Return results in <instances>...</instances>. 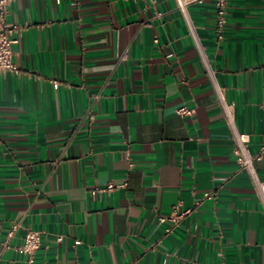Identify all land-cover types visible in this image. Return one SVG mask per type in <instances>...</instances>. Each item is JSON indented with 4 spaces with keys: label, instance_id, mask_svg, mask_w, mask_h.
<instances>
[{
    "label": "crops",
    "instance_id": "obj_1",
    "mask_svg": "<svg viewBox=\"0 0 264 264\" xmlns=\"http://www.w3.org/2000/svg\"><path fill=\"white\" fill-rule=\"evenodd\" d=\"M184 1L11 0L0 264H264V208L214 88L258 151L264 0H228L222 15L215 0ZM256 165L264 179V157ZM196 202L167 232L159 218ZM29 228L41 233L31 255Z\"/></svg>",
    "mask_w": 264,
    "mask_h": 264
},
{
    "label": "built area",
    "instance_id": "obj_2",
    "mask_svg": "<svg viewBox=\"0 0 264 264\" xmlns=\"http://www.w3.org/2000/svg\"><path fill=\"white\" fill-rule=\"evenodd\" d=\"M216 5L219 9L220 15L224 13V8L227 4L228 0H215ZM11 0H0V75L4 74L9 71L15 70V65L13 62V55L15 52V47L19 43L18 33L20 32V26L15 23L7 22L6 15L8 11V6ZM180 6L182 10H185L186 2L184 0H179ZM219 31H218V38H222V26L223 20L220 18L219 22ZM190 29L192 34L194 35L197 43V47L200 50L202 58L205 62L206 67L208 70L209 68V61L208 58L198 40V37L195 32L194 26L190 22ZM211 71V70H210ZM214 88L217 94L218 103L221 108V112L225 121L227 122L229 128L232 132L233 137V152L236 157V162L238 167L245 171L253 186L256 189L258 199L264 208V179L261 177L256 163L261 161L264 157V140L259 147V150L256 152H252L250 149V141L251 136L246 132H242L238 129L236 122H235V104L230 102L226 99L225 89L220 86L216 81H214ZM178 114L182 116H188L193 114V109L189 108L188 106H181L177 109ZM93 117V116H92ZM115 186L114 184L108 185V190L113 189ZM204 196L206 198H212V193H205ZM198 202L195 203L194 207L188 208L186 210L180 211L177 208L174 209L170 215L168 216H161L159 218L160 222H169L171 225L166 229V231H170L172 227L177 226L181 219L188 213L192 212L197 206ZM15 227L11 229L9 232V236H12L15 231ZM41 246V233L34 229H27L23 243L20 246V250L26 254H34L39 247Z\"/></svg>",
    "mask_w": 264,
    "mask_h": 264
}]
</instances>
